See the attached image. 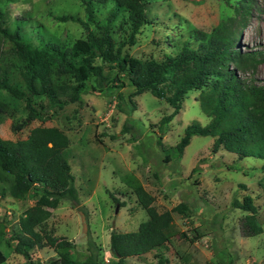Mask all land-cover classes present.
Returning <instances> with one entry per match:
<instances>
[{"label":"rangeland","instance_id":"obj_1","mask_svg":"<svg viewBox=\"0 0 264 264\" xmlns=\"http://www.w3.org/2000/svg\"><path fill=\"white\" fill-rule=\"evenodd\" d=\"M237 1L150 0L145 9L151 25L143 28L130 53L140 61L160 59L165 54L173 57L186 41L195 42L193 33L198 37L220 32L225 37L235 31L240 33V49L257 50L264 57V0H252L242 25L238 24L232 6ZM0 7L6 27L13 28L19 23L22 32L34 40L48 35L71 44L85 36L81 23L55 18L72 15L85 21L86 12L79 0H5ZM107 13V5H96L97 23L102 24ZM91 27L97 30L94 24ZM240 74L263 83L264 59L253 73ZM17 78L18 73L14 80ZM131 89L126 85L121 88L123 102L117 93L86 92L80 102H68L62 110L51 105L45 96L28 94L37 117L22 126L28 113L25 99H17L0 88V137L25 138L37 126H55L68 137L66 159L75 177L79 205L88 213L89 235L100 247V264H106L110 257L112 229L134 231L147 219L134 191L138 185L153 197L152 204L158 212L172 211L179 203L187 206L180 212H172L177 234L164 251L167 264H262L264 161L257 157L238 159L222 149L212 154L213 137L204 135H193L178 156L176 144L186 126L192 122L204 126L211 120L200 105L199 92L190 90L183 96L179 112L169 121L168 130L157 143L161 118L169 115L173 107L149 90L131 96ZM129 99L134 106L128 103ZM126 123H129L128 131L124 132ZM240 184H245L246 189H240ZM246 193L252 195L258 208L255 217L261 231L257 234L246 235L243 221L248 213L231 207L234 197L241 199ZM35 198L29 195L17 199L8 193L0 197V231L4 233L0 247L7 256L0 264H49L60 255L74 258L78 251H85L88 235L84 221L78 207L69 200H62L50 209L41 230L68 239L72 247L33 248L31 262L13 251L12 237L18 231L19 217L34 204ZM196 235L197 238L190 239ZM155 261L153 252H149L129 257L126 264Z\"/></svg>","mask_w":264,"mask_h":264},{"label":"trees","instance_id":"obj_2","mask_svg":"<svg viewBox=\"0 0 264 264\" xmlns=\"http://www.w3.org/2000/svg\"><path fill=\"white\" fill-rule=\"evenodd\" d=\"M79 1L84 5L85 21L72 15L55 16L59 21H77L84 27L85 36L76 38L71 44L48 35L34 40L22 32L19 23L13 28L6 27L0 7V88L17 99H25L28 113L22 126L29 125L37 117L28 94L45 96L51 105L62 110L68 102H80L86 92L117 93V98L123 102L120 90L126 85L132 88L131 96L149 90L173 107L169 115L161 118L157 137L160 143L169 121L180 110L183 96L190 90H197L200 105L211 120L204 126L196 122L186 126L176 144L178 156L193 135H204L213 137L212 154L222 149L238 159L257 157L264 161V82L240 74L253 73L264 57L257 50L240 49V33L230 31L225 36L228 38L220 32L218 36L209 33L198 37L193 33L195 42L186 41L173 57L165 54L160 59L140 61L131 55L130 49L137 43L143 28L151 25L145 9L150 0ZM252 2L238 0L231 4L238 24L244 23ZM96 5L108 6L102 24L96 21ZM93 24L96 31L91 27ZM16 73L19 78L15 81ZM128 103L134 106L132 99ZM129 123L124 124V132L128 131ZM68 144V137L55 126L31 128L25 138L0 137V197L6 193L17 199L29 195L36 197L34 204L19 217L18 231L12 237L15 240L13 251L29 262L33 248L73 246L68 239L41 230L50 216V209L56 208L62 200H69L78 207L84 221L88 235L85 251H78L81 256L74 258L60 255L49 264H100V247L89 235L88 213L79 205L75 177L66 159ZM239 186L246 189L245 184ZM134 191L147 219L134 231L111 230L110 257L106 264H126L129 257L149 252H153L156 259L154 264H167L164 251L177 234L172 212H180L187 206L179 203L172 211L158 212L152 204L153 197L141 185ZM112 198L122 204L118 198ZM231 207L248 213L243 221L246 235L261 231L256 224L258 208L252 195L246 193L241 199L234 197ZM3 236L0 231V243ZM6 260L0 247V263Z\"/></svg>","mask_w":264,"mask_h":264}]
</instances>
